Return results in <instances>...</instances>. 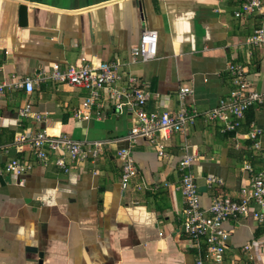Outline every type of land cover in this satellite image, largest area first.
I'll list each match as a JSON object with an SVG mask.
<instances>
[{
	"label": "crops",
	"instance_id": "0c3cea01",
	"mask_svg": "<svg viewBox=\"0 0 264 264\" xmlns=\"http://www.w3.org/2000/svg\"><path fill=\"white\" fill-rule=\"evenodd\" d=\"M243 1L0 0V82L12 75L36 80L32 92L13 88L0 94V146L6 147L0 165L17 157L34 161L23 177L0 176V264H194L198 249L183 233L179 160L195 155L192 169L204 207L215 193L205 182L209 174L223 177L222 191L236 195L249 175L246 163L264 170V102L248 112L260 131L258 148L246 136V124L222 132L219 122L203 117L163 140L166 156L157 144L139 138L132 149L139 173L124 190L117 152L128 145L123 138L133 114L117 112L102 90L100 104L78 116L89 90L40 77L56 62L67 67L83 57L119 59L122 71L150 90L148 110H177V92L189 86L186 104L205 112L233 87L228 62H240L250 86L264 93V45L246 42L261 17L235 16ZM21 3L28 6L26 25L19 24ZM146 29L158 32L157 54L133 63L131 47ZM26 101L41 114L40 122L20 118ZM38 128L110 141L97 157L66 171L53 158L36 162L29 143L16 145L19 133ZM136 182L145 187L136 188ZM224 226L230 232L224 259L208 264H264V223L250 214Z\"/></svg>",
	"mask_w": 264,
	"mask_h": 264
},
{
	"label": "built area",
	"instance_id": "2783aa9c",
	"mask_svg": "<svg viewBox=\"0 0 264 264\" xmlns=\"http://www.w3.org/2000/svg\"><path fill=\"white\" fill-rule=\"evenodd\" d=\"M257 13L261 17L260 24L255 28L246 42L250 46L264 45V0H245L235 10L237 17ZM158 48V32L155 29H146L142 32L139 41L132 45L130 61H145L154 58ZM123 62L119 59L88 62L85 57L82 62L62 67L53 63L49 70L43 69L40 79L51 78L60 83L84 86L89 95L82 102L78 116L94 104H100L101 91L104 90L115 104L117 112L130 111L134 122L123 138L127 146L119 148L117 155L121 161V186L125 190L131 186L139 170L133 155V146L139 138H145L159 146V154L166 156L163 140L175 132H186L194 125L198 118L216 121L222 132L236 131L242 124L246 111L257 104L264 102V93L253 89L248 81L247 67L240 62H228L233 87L220 98L218 104L201 112L195 107L186 104V97L192 92L189 86H182L177 97L180 106L177 110H148L147 102L151 97L142 80L134 74L122 71ZM126 85L120 82L125 78ZM36 80L30 76L16 77L12 75L8 80L0 82V94L15 88H23L29 93L35 89ZM20 118L32 117L40 122L42 116L33 109L32 103L26 101L18 110ZM260 131L255 122L250 124L246 136L253 139V146L258 148ZM110 140H79L67 134H52L46 128H38L26 133H19L15 138L17 146L22 147L29 143L35 161L47 164L53 160L63 168L69 170L72 163H85L90 158L100 154L102 147ZM6 147L0 146V150ZM196 161L194 154H185L179 160V170L182 177L178 187L182 191L185 202L183 233L196 245L198 251L194 264L221 263L225 256L227 239L230 234L224 226L230 218L239 219L252 215L259 222L264 223V170L255 171L251 163L245 164L248 177L244 179L236 195L222 191L224 178L209 174L205 178L206 185L215 190L209 206L204 207L196 182L192 165ZM34 166V161L24 157L12 158L0 165V176L14 174L23 177ZM22 182V180L20 181ZM136 188L142 189L144 184L136 182ZM255 205V208L252 206ZM202 244L206 249L202 251ZM250 245H246L248 249Z\"/></svg>",
	"mask_w": 264,
	"mask_h": 264
},
{
	"label": "water",
	"instance_id": "95a60500",
	"mask_svg": "<svg viewBox=\"0 0 264 264\" xmlns=\"http://www.w3.org/2000/svg\"><path fill=\"white\" fill-rule=\"evenodd\" d=\"M28 6L27 4L21 3L19 5V24L20 25H26L27 24V18H28Z\"/></svg>",
	"mask_w": 264,
	"mask_h": 264
},
{
	"label": "trees",
	"instance_id": "16d2710c",
	"mask_svg": "<svg viewBox=\"0 0 264 264\" xmlns=\"http://www.w3.org/2000/svg\"><path fill=\"white\" fill-rule=\"evenodd\" d=\"M253 107H255V106H251L247 111H246V114H245V118H244V120H243V122H242V124L241 125H243V124H246L248 127H249V129H250V124L252 123V122H254V118H253V116L252 115H248V112H249V110L251 109V108H253ZM241 125H240V127H241ZM234 132V131H233ZM252 142H253V139H250ZM249 140V141H250ZM253 144V143H252Z\"/></svg>",
	"mask_w": 264,
	"mask_h": 264
}]
</instances>
